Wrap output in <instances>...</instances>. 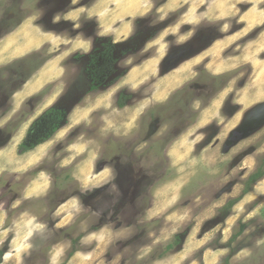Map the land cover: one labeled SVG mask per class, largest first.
Here are the masks:
<instances>
[{"label": "rangeland", "instance_id": "obj_1", "mask_svg": "<svg viewBox=\"0 0 264 264\" xmlns=\"http://www.w3.org/2000/svg\"><path fill=\"white\" fill-rule=\"evenodd\" d=\"M167 1L73 0L53 27L22 2L29 17L0 40V264H264V176L220 211L264 169V126L223 150L264 110V0ZM114 5L143 17L99 83L93 62L121 41L88 37L113 29ZM14 7L0 0V19ZM150 59L152 76L123 85ZM53 107L62 126L20 154Z\"/></svg>", "mask_w": 264, "mask_h": 264}, {"label": "flooded vegetation", "instance_id": "obj_2", "mask_svg": "<svg viewBox=\"0 0 264 264\" xmlns=\"http://www.w3.org/2000/svg\"><path fill=\"white\" fill-rule=\"evenodd\" d=\"M5 2V4L12 3L15 7L11 9V11H1L3 12L2 20L0 19V40L4 37H7L10 33L16 31L18 28H20L23 25V22L25 19L29 16L28 14H25L22 10V2L24 0H2ZM87 5V4H85ZM35 7H37V11H44L46 13L51 12L52 14H46L43 19L40 20V24H38L41 27L47 26V27H53L54 23L57 22V18L61 15L62 12H70L73 11L75 8H73V0H37V3H35ZM53 13H55L53 15ZM37 20V21H38ZM66 20V19H65ZM36 21V22H37ZM12 29V30H11ZM97 31L94 33L93 37L88 39H92V42H96L97 38H102L103 36L99 35V27L96 29ZM9 31V32H7ZM7 32V33H6ZM47 33H55V30H46ZM214 42V41H213ZM212 42V43H213ZM121 43V42H120ZM29 59L25 60V63L31 62L34 58H36L34 55L31 57H28ZM32 64V63H30ZM41 64H37L35 71L39 69ZM34 99V98H33ZM259 106V105H258ZM257 108V107H255ZM254 108V109H255ZM252 109L245 115V118L243 119L240 128L236 130L237 134L234 137L242 136L243 139L249 137L250 135H253L256 133L261 127L264 126V110L263 112L261 110L254 111ZM44 114V113H43ZM39 120V119H38ZM32 126V125H31ZM41 126V128H40ZM38 126V128L34 127L31 133H29L30 128L28 129V132L26 134V137L29 136V139L38 137L39 135H44V133L48 132L49 126L47 124H42ZM40 128V129H39ZM231 136L229 137L227 143L224 145L225 147L231 148L236 143L232 142L230 140ZM241 139V140H243ZM240 140V141H241ZM238 143V142H237Z\"/></svg>", "mask_w": 264, "mask_h": 264}, {"label": "trees", "instance_id": "obj_3", "mask_svg": "<svg viewBox=\"0 0 264 264\" xmlns=\"http://www.w3.org/2000/svg\"><path fill=\"white\" fill-rule=\"evenodd\" d=\"M133 42L134 39H129ZM128 40V41H129ZM124 44H127L126 42L123 43H119V44H114L113 47L108 48L107 52L105 53L106 55L103 57V62L100 64V62H97L96 60L93 62V66H95L94 69V73L96 74V78L99 80H103L105 78V76H108L110 73L113 72L114 68H113V57H112V50L113 48H115L116 46H122ZM39 64H42V61L39 62ZM213 82L214 84L221 82L220 78L218 77H213ZM101 83V82H99ZM127 99L126 96H122L120 95L118 97L117 100V107L122 108L125 105L124 100ZM48 121L50 124V129L48 130V132L44 133V135H39L38 137H35L33 139H29V136H27L23 142L19 145V148L21 150L20 154H23L29 150H31L32 148H34L35 146L47 141L63 124L64 119H63V115L61 114V111L57 108H51L49 110H47L38 121H36L35 123L32 124L29 133H31V131L33 130V128L40 126L42 124H44V122ZM47 123V122H46ZM48 124V123H47ZM48 124V126H49ZM41 128V126H40ZM39 128V129H40ZM262 163H264V158L262 159ZM264 176V169H262V164L259 166V168L257 169V171L255 173H253L252 175H250V177L248 178L247 182H246V188L243 190L241 197L232 199L230 201H228V203L222 207L220 209L221 213L223 214V217H226L230 211V209L236 204L238 203L241 198L247 194L248 192L251 191V186L254 185L260 178H262ZM244 227L241 226L238 230V232L231 238V239H236L238 236H240L242 234ZM72 243L74 244V241H72ZM73 244H71V251L68 254L69 258L71 256H73V254L76 252ZM4 254V251L0 250V260L2 259V256Z\"/></svg>", "mask_w": 264, "mask_h": 264}, {"label": "crops", "instance_id": "obj_4", "mask_svg": "<svg viewBox=\"0 0 264 264\" xmlns=\"http://www.w3.org/2000/svg\"><path fill=\"white\" fill-rule=\"evenodd\" d=\"M150 1H152V0H150ZM172 2H173V0H168L164 7L165 8H170V5L172 4ZM114 6H115L114 7L115 11L111 14V16L107 15V16H110V19L106 16V19H107L106 23H108L109 20H110L111 24L113 22V26H111L113 29H109L108 26L106 27V30L108 32L105 31V29L102 30L101 27H99V29H101L103 31L102 34H101L102 36H105V37H110L111 36V37L114 38V42L117 43L118 41H121L124 37H126L128 35V33H129V31L132 34V29H133L132 20H135V19H138V18H142L143 16L135 17V18H130V17H127V16H124V17L116 16V13H117V15L120 14V13H118V11L116 10V8H117L116 5H114ZM151 6H152V2H151ZM171 8H172V6H171ZM97 10H98V8L96 7L95 12L93 14V16L95 18H98L97 12H96ZM105 13H107L106 7H105ZM122 26H128L129 30H122V31L114 34V32L119 30ZM99 32H100V30H99ZM9 36H11V35H8L7 38H9ZM121 42H123V41H121ZM88 44H89V42H83V43L81 42V43H77V44L73 45L72 47H73L74 50L76 49V50L86 51V49L88 48ZM198 55L197 54L194 55L193 58H196ZM156 65H157L156 64V60L150 59V60H147L145 63L141 64L140 66L134 67L132 70H130L128 72L126 77L122 80L123 85H125V86L126 85H130L133 88L136 87L139 84V82H141L142 80H146L148 77L153 75L154 67ZM173 77L174 76H172V78ZM166 82H168V81L166 80L164 83L166 84ZM160 96L163 97V94L161 93L160 95L156 96L155 99L160 101V99H159ZM28 188H30V187H28ZM28 188H26V190H25V196H26V192H27Z\"/></svg>", "mask_w": 264, "mask_h": 264}, {"label": "water", "instance_id": "obj_5", "mask_svg": "<svg viewBox=\"0 0 264 264\" xmlns=\"http://www.w3.org/2000/svg\"><path fill=\"white\" fill-rule=\"evenodd\" d=\"M176 67H177V66L172 67L171 70H172V69H175ZM169 71H170V70H169ZM236 134H237V132H236V131H233L232 134H231V138H230V140H231L232 142H235V143H237V142H239L241 139H243V137H242L241 135L238 136L237 138L234 137ZM223 150H224V152H227V151L229 150V148H228V147H225Z\"/></svg>", "mask_w": 264, "mask_h": 264}, {"label": "bare ground", "instance_id": "obj_6", "mask_svg": "<svg viewBox=\"0 0 264 264\" xmlns=\"http://www.w3.org/2000/svg\"><path fill=\"white\" fill-rule=\"evenodd\" d=\"M223 10H224V9H223ZM233 11H234V10H233ZM211 16H212V15H211ZM211 18H212V17H211ZM256 22H257V21H256ZM258 22H259V21H258ZM260 40H261V39H260ZM218 44H219V43H218ZM218 46H219V45H218ZM216 51H217V50H216ZM245 51H246V50H245ZM245 51H244V52H245ZM217 52H218V51H217ZM137 78H138V77H137ZM97 103H98V102H97ZM95 107H96V106H95ZM95 107H94V108H95ZM52 141H53V140H52Z\"/></svg>", "mask_w": 264, "mask_h": 264}]
</instances>
